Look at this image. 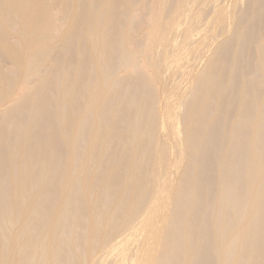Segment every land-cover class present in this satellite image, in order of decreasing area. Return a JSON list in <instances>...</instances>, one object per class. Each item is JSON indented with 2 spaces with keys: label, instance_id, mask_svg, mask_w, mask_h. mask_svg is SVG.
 Segmentation results:
<instances>
[{
  "label": "bare ground",
  "instance_id": "1",
  "mask_svg": "<svg viewBox=\"0 0 264 264\" xmlns=\"http://www.w3.org/2000/svg\"><path fill=\"white\" fill-rule=\"evenodd\" d=\"M241 2L0 0V264H264V0Z\"/></svg>",
  "mask_w": 264,
  "mask_h": 264
},
{
  "label": "rangeland",
  "instance_id": "2",
  "mask_svg": "<svg viewBox=\"0 0 264 264\" xmlns=\"http://www.w3.org/2000/svg\"><path fill=\"white\" fill-rule=\"evenodd\" d=\"M137 1H138V0H136V2H137ZM222 1H224L225 3H228V4H229V2H230V0H222ZM228 1H229V2H228ZM242 1H243V2H241V4H242L241 7H243L244 5L246 6V5H247L246 3L249 2V0H242ZM149 2L151 3V2H153V0H148V3H149ZM222 3H223V2H222ZM135 6H136V5H135ZM245 6H244L243 8H245ZM136 9H137V8H135V9L133 10V12H132L133 15H135V16L137 15V17H135L136 20L133 21L135 24L133 23L134 25L132 24V26H133V28H135V29L138 31L140 26H136L137 28L134 27V26L139 24V25H141V27H142V26H143V25H142L143 22H141V21H142L143 19H145V18L142 19V16L146 17V15L149 14L150 11L148 12L147 6H145V8L143 9V11L141 10L140 12H138V9H137V11H136ZM146 9H147V11H146ZM145 11H146V12H145ZM134 12H135V13H134ZM147 12H148V13H147ZM139 13H140V14H139ZM138 16H139V17H138ZM58 17H59V16H56V21H57V22H59V21H58ZM138 18H139V19H138ZM145 20H146V19H145ZM140 22H141V23H140ZM59 23H60V22H59ZM141 29H142V28H140V31H138L139 34H140L141 32L143 33V31H141ZM140 36H141V34H140ZM7 67H8V65H7ZM121 70H122V69L119 70V73L117 72L118 70L116 71L118 75H121V73L124 71V70H123L122 72H120ZM182 135H183V134H182ZM183 136H184V135H183ZM183 136H182V137H183ZM82 213H83V215H85L86 212L83 211ZM81 215H82V214H81ZM80 250H82V249H80ZM80 250H79V251H80Z\"/></svg>",
  "mask_w": 264,
  "mask_h": 264
}]
</instances>
